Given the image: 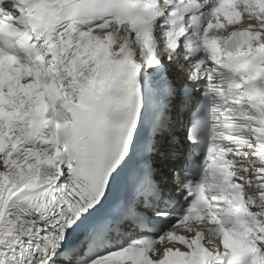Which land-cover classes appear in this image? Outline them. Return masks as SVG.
Wrapping results in <instances>:
<instances>
[{
	"label": "snow or ice",
	"instance_id": "snow-or-ice-1",
	"mask_svg": "<svg viewBox=\"0 0 264 264\" xmlns=\"http://www.w3.org/2000/svg\"><path fill=\"white\" fill-rule=\"evenodd\" d=\"M0 264H264V0H0Z\"/></svg>",
	"mask_w": 264,
	"mask_h": 264
}]
</instances>
